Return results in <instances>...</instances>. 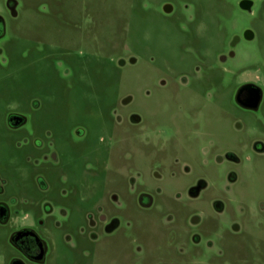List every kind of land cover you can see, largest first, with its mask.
Instances as JSON below:
<instances>
[{"label":"rangeland","instance_id":"obj_1","mask_svg":"<svg viewBox=\"0 0 264 264\" xmlns=\"http://www.w3.org/2000/svg\"><path fill=\"white\" fill-rule=\"evenodd\" d=\"M15 1L12 15L0 0V179L7 194L40 204L35 224L49 221L48 264H136L137 245L151 264H219L223 255L221 264H264V152L253 151L254 141L264 146V0H248V10L242 0ZM246 83L262 90L256 111L234 101ZM9 113L27 122L10 130ZM227 152L240 163L223 162ZM51 153L56 164L42 161ZM228 171L237 174L233 184ZM200 179L206 188L192 198L188 188ZM140 192L153 194V208L137 206ZM112 194L123 207H112ZM215 201L226 205L220 214ZM97 206L117 215L119 227L69 252L51 221L82 225ZM30 213L0 225V264L15 255L8 235L30 225ZM180 248L185 258L176 257Z\"/></svg>","mask_w":264,"mask_h":264},{"label":"flooded vegetation","instance_id":"obj_2","mask_svg":"<svg viewBox=\"0 0 264 264\" xmlns=\"http://www.w3.org/2000/svg\"><path fill=\"white\" fill-rule=\"evenodd\" d=\"M6 4H7L6 6L8 10L12 13V15H14L13 13H15L16 15L15 7L17 5V2L15 0H6ZM12 8H13V11L11 10ZM4 33H5V21H4V18L0 16V39L4 36ZM243 86H245V88L242 89L238 93V90ZM243 86L239 87L236 91V94L234 97V101L236 105L245 110L256 111L262 102L261 88L251 83H246ZM253 86H256L260 90H258L256 87H253ZM236 95L241 105H239L236 102ZM258 98H259V101L257 104L256 101ZM34 107H35L34 109L37 108L36 105H34ZM11 114L19 115L21 117V120H23V124L18 127H12L11 125H9L8 117ZM131 118L132 117L130 116V121H131ZM26 122H27V118L22 113H9L5 117V123L10 130L18 129L22 127ZM138 122L139 120L136 123ZM34 142H35L36 149L42 148L41 141L35 140ZM27 144H28V141L23 140L22 142L20 141L16 142L15 146L16 148H22V146L27 145ZM253 151L255 153L262 154L264 152V146L259 141H254ZM25 160L27 163L33 162L34 165H39L40 163L38 159H34L33 161H31L30 157H26ZM42 161L46 163L51 161L53 164H56L57 158H56L55 153H51V156L44 154ZM217 161L218 162L222 161V158L218 157ZM224 161L228 163H232L234 165H238L241 160L238 159V157L235 154L231 152H227L223 157V162ZM227 179L232 184L235 183L237 180L236 172L228 171ZM36 180H37V187L41 191H46L48 188V184L46 183V180L39 175L36 176ZM199 181H203V180L201 179L198 180L195 186L188 188V195L192 198L197 197L199 193L206 188V184H205V186L201 188L197 194H195L194 188L197 186ZM134 182L135 181H133L132 184H134ZM130 184H131V179H130ZM5 185H6L5 181L0 179V225H3V226L7 225L9 221L12 219V217L16 214H23V213L27 214L28 212H31L30 213L31 214V224L24 226V227L14 229L8 235V244L11 247L15 255L11 256L8 259L7 264H48L50 263L51 262L49 261L50 260V248H49L50 244H49V241L46 235L47 233L49 235V231L47 229V225L49 221L47 222L44 218L39 217L35 224V218H36L35 214L36 213L34 209L39 208L40 204L38 203V201L32 200V199L30 200L26 198L24 195H17L16 193L7 194L5 192ZM158 190L159 189L157 188L156 194H160ZM62 195H64V197L66 196L65 190H63ZM154 200L155 199H154L153 194L150 195L149 193L140 192L137 194L135 203L137 204L139 208L143 210H149L153 208V205L156 204ZM110 202L113 205L112 207H115V208H121L124 206V203L121 201V199H119V196H117L116 194L111 195ZM211 205L213 207L214 212L217 214L222 213L226 207V205H224L221 201H215L211 203ZM41 206H42V209L46 217L52 215L53 207L49 201H43ZM65 211L66 209H62L60 212L62 214V217L69 218L66 216ZM170 215L172 214H168L165 217L166 223H168L166 220H168V217ZM84 218H85L84 224L78 225V226L75 225L72 228L70 227L71 229L66 228L67 227L66 223H62L61 221L57 219L51 221L53 223V227L62 232L63 244L65 245L66 249L69 250V252H75V250H77V246H79L78 245L79 239H83L88 242L97 241L100 238L101 234L110 235L120 225L118 216L116 215V216L110 217L105 211V209L102 208L101 206H97L95 207V209L89 210L87 213H85ZM132 220L133 219L131 218L130 221L126 222V227L133 228ZM190 222L193 225H197L199 223V217H196V216L192 217L190 219ZM201 223L198 225H201ZM186 226L184 227L183 232H185ZM240 230L241 228L238 225V223L233 222L230 226L229 232L232 235V237H236L240 233ZM184 235L188 243H190V241L191 243L193 244L195 243L196 245H200L202 243V235L200 236L201 237L200 239L199 235L194 234L190 240L187 239L186 234ZM135 253L138 255L137 257L138 261L136 264H146V263L151 264L150 259L148 258L149 257L148 250L143 249L141 246L137 245L135 247ZM81 254L83 256H86L87 250H85ZM175 255L179 259H181L182 257L184 258L186 257L185 250L182 248H180L179 250H176ZM222 257H224V255L219 256L220 258L219 264L222 263L221 262ZM225 257L229 258L228 256H225ZM227 261H226V264H227ZM158 264H167V263L160 261Z\"/></svg>","mask_w":264,"mask_h":264},{"label":"water","instance_id":"obj_3","mask_svg":"<svg viewBox=\"0 0 264 264\" xmlns=\"http://www.w3.org/2000/svg\"><path fill=\"white\" fill-rule=\"evenodd\" d=\"M252 5V2L251 1H248V0H242L239 4L240 8L244 9V10H248L250 9ZM13 11V8L11 9ZM172 10V7L170 5H164L163 7V11L166 12V13H169L171 12ZM14 14V13H13ZM243 37L244 39L246 40H251L253 38V33L250 31V30H246L244 31L243 33ZM132 62V61H131ZM253 87H256V86H253ZM245 86L241 87L239 90H238V93L244 89ZM257 88V87H256ZM258 90H260L259 88H257ZM237 93V95H238ZM237 95H236V102L241 105V103L238 101V98H237ZM258 101H259V98L257 99L256 103L258 104ZM256 104V106H257ZM139 120L138 116H132L131 118V121L132 122H137ZM8 123L9 125H11L12 127H18L20 125L23 124V120H21V117L19 115H16V114H11L9 115L8 117ZM205 182L204 181H199V183L197 184V186L194 188V191H195V194L198 193V191L203 188L205 186ZM144 197V196H143ZM5 222V221H3Z\"/></svg>","mask_w":264,"mask_h":264}]
</instances>
